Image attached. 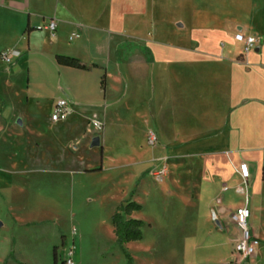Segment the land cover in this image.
I'll return each mask as SVG.
<instances>
[{
    "label": "rangeland",
    "instance_id": "obj_1",
    "mask_svg": "<svg viewBox=\"0 0 264 264\" xmlns=\"http://www.w3.org/2000/svg\"><path fill=\"white\" fill-rule=\"evenodd\" d=\"M110 1L105 0L106 5ZM220 1L123 0L121 29L149 42L158 33V41L178 44L181 35L190 40L200 24L210 25L214 10L225 8L210 5ZM232 1L237 2L233 8L238 15L246 16V2L252 0ZM116 40L95 31L82 34L80 40L64 36L57 41V55L106 68V97L102 70L61 73L54 59L49 60L52 49L46 45L38 44L29 62L23 57L13 68L2 64L0 57V264H65L74 241V264H226L235 258L233 249L241 231L231 220L233 213L217 225L208 221L195 203L198 190L195 194L191 188L184 196L146 194L145 184L137 194L136 173L154 148L144 145L146 134L147 142L150 135V75L113 61L110 51ZM124 43L126 57L138 52L133 40ZM20 46L25 47V42ZM63 99L74 110L70 121L62 122L68 131L58 135L49 119ZM95 118L103 124L100 133L89 132ZM95 137L100 138L99 148L91 147ZM156 159L158 168L146 174L147 189L164 190L166 160L161 154ZM188 167L184 173L175 171L173 177H188L191 187H197L196 180L206 177V170L196 158L189 160ZM82 168L88 172H80ZM130 200L142 206L132 218L145 227L143 239L123 250L111 221L119 205ZM248 225L256 234L252 218ZM263 234L260 255L256 252L247 264H264Z\"/></svg>",
    "mask_w": 264,
    "mask_h": 264
},
{
    "label": "crops",
    "instance_id": "obj_2",
    "mask_svg": "<svg viewBox=\"0 0 264 264\" xmlns=\"http://www.w3.org/2000/svg\"><path fill=\"white\" fill-rule=\"evenodd\" d=\"M122 2L123 0H111L106 5L105 0H0V55L7 52L19 53L18 58H12L10 66L13 68V64L23 57L29 62L32 51L39 44L52 49L49 60L54 59L56 62L55 57L59 53L57 41L64 36H69L70 39L77 35L76 39L80 40L82 34L92 35L95 31L114 35L117 40L110 51L113 61L123 67L129 64L136 71L143 69L150 75L149 130L156 135L157 144L153 146L152 155L141 162L142 167L136 173L137 194L145 184L149 186L146 174L154 166L158 168L153 160L156 161V156L161 154L167 164L166 189L146 187V194L162 191L169 196H184L191 188L195 194L198 190L195 203L204 209L208 221L217 225L246 205L245 197L237 193L238 188H246V206L257 227L256 234L251 231L262 242L264 0L246 2V16L238 15L233 8L237 6L236 1L222 0L216 5H210L225 8L214 10V14L210 16V25L200 24L197 35L191 36L190 40L181 35L178 44H174L172 40L158 41V33H153V42H149L142 36L122 30L119 12ZM52 20L58 25L54 35L45 29ZM238 34L256 38V47L249 53H244V45L236 40ZM126 39L133 40L138 48V52L135 50L128 57L126 53L129 52L124 43ZM22 42H25L23 48L20 46ZM2 64L9 66L3 60ZM83 64L96 66L83 72L102 70L105 86L101 88L106 97L109 87L106 68L96 62ZM59 69L64 73V69L71 68L59 66ZM77 95H80V91ZM71 109L73 112V106ZM56 126L58 135H64L68 131L64 123L54 124L53 128ZM144 145H149L147 134ZM143 146L140 145L141 150ZM191 158L198 159L207 174L206 177H198L197 187H191L188 177H173L175 171L184 173L189 168ZM241 163H246L251 173L246 186L238 173ZM101 165L103 166V162ZM80 172L88 171L82 168ZM237 196L244 197V200H239ZM192 197H195L194 194ZM213 215H216L217 221L213 220ZM73 245L76 247L75 241ZM260 246L257 255L261 253Z\"/></svg>",
    "mask_w": 264,
    "mask_h": 264
},
{
    "label": "built area",
    "instance_id": "obj_3",
    "mask_svg": "<svg viewBox=\"0 0 264 264\" xmlns=\"http://www.w3.org/2000/svg\"><path fill=\"white\" fill-rule=\"evenodd\" d=\"M57 27H58L57 22L55 20H52L48 23L45 29L49 31L52 35H54L55 32L57 31ZM76 37L77 35H73L70 37V40L72 41ZM236 40L244 45V53H249L251 50H253L256 47L257 44L256 38L244 37L241 34H238L236 36ZM19 56L20 55L17 52H7V53H2L0 55L1 60H3L9 65L12 64L13 57L18 58ZM71 115H72V109L70 102L63 99L58 101L54 106V110L53 113L51 114L50 121L54 124L66 122L68 121ZM103 129H104L103 124L100 121L96 120V118L91 121L89 132H92V130H94L95 132L100 133L103 131ZM148 144L149 146H154L157 144V137L154 133H150L148 137ZM238 173L242 179L243 184L246 186L251 178L249 166L246 163H241V165L239 166ZM237 193L245 197V204L247 205L248 197H247L246 188H238ZM246 205L244 207L237 209L231 215V220L240 229L241 236L234 248L235 258L226 264H247L252 259L253 255L257 252V249L261 244L260 240L252 234V231L248 225V222L251 218V212ZM213 220L217 221L216 215H213ZM74 256H75V247H73L67 252V260L65 264H74Z\"/></svg>",
    "mask_w": 264,
    "mask_h": 264
},
{
    "label": "trees",
    "instance_id": "obj_4",
    "mask_svg": "<svg viewBox=\"0 0 264 264\" xmlns=\"http://www.w3.org/2000/svg\"><path fill=\"white\" fill-rule=\"evenodd\" d=\"M56 63L61 67L81 70V71H90L95 68V65L86 66L81 63L78 59L57 55L55 57ZM105 86V76L101 78V87ZM139 183V182H138ZM137 183V186H138ZM142 206L136 202L130 200L121 204L112 216V227L113 232L117 240V244L121 249L124 250V247L132 242H138L143 239V229L145 223L141 220L132 218V216L140 212Z\"/></svg>",
    "mask_w": 264,
    "mask_h": 264
},
{
    "label": "water",
    "instance_id": "obj_5",
    "mask_svg": "<svg viewBox=\"0 0 264 264\" xmlns=\"http://www.w3.org/2000/svg\"><path fill=\"white\" fill-rule=\"evenodd\" d=\"M19 124L21 125V121L19 122ZM100 145H101V143H100V138H99V137H95V138L92 140L91 147H92V148H99ZM0 227H1V224H0Z\"/></svg>",
    "mask_w": 264,
    "mask_h": 264
}]
</instances>
